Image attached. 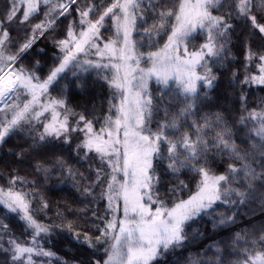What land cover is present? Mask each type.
Listing matches in <instances>:
<instances>
[{
    "label": "snow or ice",
    "instance_id": "snow-or-ice-1",
    "mask_svg": "<svg viewBox=\"0 0 264 264\" xmlns=\"http://www.w3.org/2000/svg\"><path fill=\"white\" fill-rule=\"evenodd\" d=\"M54 262L264 264V0H0V264Z\"/></svg>",
    "mask_w": 264,
    "mask_h": 264
},
{
    "label": "trees",
    "instance_id": "trees-1",
    "mask_svg": "<svg viewBox=\"0 0 264 264\" xmlns=\"http://www.w3.org/2000/svg\"><path fill=\"white\" fill-rule=\"evenodd\" d=\"M74 99H78V97H74ZM205 225L203 224V222H201V227H204ZM210 228V226H208ZM211 235V233H209ZM215 238V237H212ZM53 251L57 252L60 256L64 257V258H71V256L73 255L72 252L67 251L66 249H64L62 247V245L60 244H54L52 245ZM55 264V262H54Z\"/></svg>",
    "mask_w": 264,
    "mask_h": 264
}]
</instances>
